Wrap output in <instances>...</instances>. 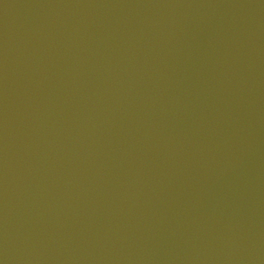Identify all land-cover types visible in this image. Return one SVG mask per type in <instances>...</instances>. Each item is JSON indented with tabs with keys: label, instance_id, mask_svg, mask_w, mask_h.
I'll list each match as a JSON object with an SVG mask.
<instances>
[{
	"label": "water",
	"instance_id": "95a60500",
	"mask_svg": "<svg viewBox=\"0 0 264 264\" xmlns=\"http://www.w3.org/2000/svg\"><path fill=\"white\" fill-rule=\"evenodd\" d=\"M0 264H264V0H0Z\"/></svg>",
	"mask_w": 264,
	"mask_h": 264
}]
</instances>
